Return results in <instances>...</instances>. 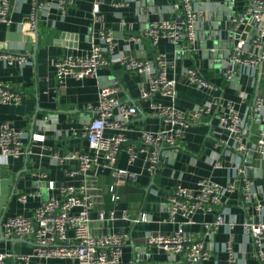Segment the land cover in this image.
<instances>
[{"label":"crops","instance_id":"0c3cea01","mask_svg":"<svg viewBox=\"0 0 264 264\" xmlns=\"http://www.w3.org/2000/svg\"><path fill=\"white\" fill-rule=\"evenodd\" d=\"M40 1L46 8L41 11L36 28H32L26 20L33 11L32 0H12L10 24L0 23V50L29 58L23 68L8 66L0 61V80L10 83L14 90L24 96L19 104L0 102V128L7 123L16 130L28 132L25 155L20 158L0 157V226L18 215L33 217L36 209L48 198L60 195L62 185L85 187L94 201L90 226L92 234L121 233L126 236L122 264H191L181 256L164 253L146 242L151 232L170 235L175 230V226L166 221L169 193L177 185L194 188L202 179H211L223 185L235 182L239 187L241 182L235 176V167L252 163L250 176L260 192L259 200L264 201V162L256 158L249 160L248 156L238 154L222 142L227 140L228 135L214 109L212 115L187 130L186 139L180 147L165 146L162 149L161 163L153 176L145 170L144 153H140L138 159L129 164L128 154L123 150L117 167L134 172L139 178L136 183L120 186L117 189L120 199L113 201L110 186L114 179L109 172L99 176L69 177L66 169H75L78 162L68 160L61 165L55 156L89 152L82 129L95 115L90 106H97L102 88L117 85L121 99L137 106L139 115L128 132V138L134 145H141L138 131H156L161 128L162 121L152 114V107L158 103L167 104L168 100L160 94L141 100V89L148 85L147 75L129 72L119 61H111L100 70L97 78H68L63 85L56 79L55 63L67 55L83 56L90 51L92 34L97 28L93 23V7L99 3L106 26L116 39L112 59L127 56L153 60L158 52L168 53L176 61L175 73L180 81L178 107L191 110L215 96H222L235 103L246 120V140L253 141L264 126V114L255 120L251 114L256 95H264V62L254 81L248 75L238 81H230L224 76L222 66L226 57L228 60L231 58L230 54H233L240 40L245 42L246 51H254L252 41L248 39L258 32L257 25L250 22L242 26L231 39L226 35L225 27L217 31L210 30L198 19L195 53L185 47L177 51V47L169 40H162L158 45L148 38L140 42L131 40L132 36L143 32L150 22L180 19L182 9L177 0H128L129 4L121 7H116L114 0H76L64 14L58 9L57 0ZM250 2L197 0L196 9L199 17L205 21L211 14L222 20L232 10L236 17L242 15ZM122 22L126 23V28H122ZM194 69L214 83L218 90L214 93L202 92L189 86L188 73ZM106 133L113 134L112 131ZM217 158L222 166L220 168L214 166ZM33 171L45 172L48 177L39 179L32 175ZM49 181L55 183V190H47ZM31 192H40V195L30 197L26 203L20 201V195ZM99 210L107 213L115 210L119 215L125 211L131 218L143 213L149 216L150 221L137 224L121 219L99 221L96 219ZM222 210L228 221H237L233 229L224 226L212 237L206 235L204 224L215 216L203 213L195 214L193 223L185 226V231L204 242L210 253V258L202 264H228L225 245L230 236L234 239L239 264H264L257 258L253 241L241 226L245 218H259L253 204L244 201L238 188L227 195ZM19 237L6 238L0 229V253H32L34 243L30 238L11 241ZM8 261L12 263L13 258ZM48 264L78 263L53 259Z\"/></svg>","mask_w":264,"mask_h":264},{"label":"built area","instance_id":"2783aa9c","mask_svg":"<svg viewBox=\"0 0 264 264\" xmlns=\"http://www.w3.org/2000/svg\"><path fill=\"white\" fill-rule=\"evenodd\" d=\"M12 0H0V23L10 24L9 18ZM180 2L182 16L178 20H159L150 22L147 28L132 36L131 40L140 42L143 38L150 39L154 45L162 40H169L180 51L188 48L196 51L197 27L199 12L196 9L197 0H177ZM32 14L26 18L32 28H36L41 11L46 6L40 0H32ZM76 0H57L58 9L64 14ZM128 0H114L116 7L128 5ZM93 23L96 31L92 34V47L83 55H67L55 63V74L59 84L66 79L97 78L102 68L111 61H119L124 68L133 73L146 74L148 85L141 89L140 99L152 98L160 94L168 100L167 104L158 103L152 107V114L162 121L159 130L138 131L141 145H134L128 138V132L133 121L138 117L137 106L121 99L117 85L102 88L99 92L97 106H90L95 112L91 121L84 125L82 134L86 138L89 152L73 155L55 156L57 162L64 165L68 160H76L75 169H66L69 177L80 175L99 176L109 172L114 179L110 186L113 201L120 196L117 189L128 183L138 182L139 175L127 169L117 167L118 158L123 150L133 164L140 153L146 156L145 170L149 175H155L161 163V151L166 147H180L185 139L187 130L201 122L206 116L212 115L214 109L220 124L228 135L222 142L240 155L248 156L249 160L256 158L264 162V126L253 141H247L248 129L246 120L235 105L222 96H215L203 102L196 108L184 110L177 105L180 81L175 73L176 61L166 52H158L153 60H140L136 57H119L112 59L115 52L116 39L105 23L99 3L93 7ZM252 22L257 25L252 47L254 51H246L245 42L239 41L230 58V67L226 70V78L234 81L236 74L242 77L248 75L252 81L260 74L264 62V0H251L249 7L231 21L234 33L242 26ZM122 28H126L122 22ZM129 28H132L129 26ZM185 44V46H183ZM0 61L8 66L23 68L29 58L22 54H14L0 50ZM189 86L198 91L211 92L218 90L214 83L206 79L198 70H190L187 77ZM24 96L14 90L8 82L0 80V102L19 104ZM253 119H260L264 114V95L257 94L251 110ZM112 131V135H107ZM28 132L16 130L7 123L0 128V157L20 158L25 155V138ZM253 161V160H252ZM214 166L222 167L218 158ZM252 165L235 167V176L241 184L229 182L225 185L211 179L200 180L196 187L186 188L177 185L168 195V217L166 221L175 226L170 235L151 232L147 235L148 245L157 247L168 254L181 256L191 264H202L210 258L204 242L194 238L185 231V226L193 223L197 213L214 214V218L205 222L206 235L212 237L222 227L233 229L237 221H228L222 210L228 194L238 188L244 201L253 204L259 218H245L241 223L245 234L251 237L257 258L264 262V201L259 200L260 192L255 181L250 176ZM32 175L39 179H47L45 172L33 171ZM56 189L54 182H48L47 190ZM40 192L20 195V201L26 203L30 197L39 196ZM264 200V198H263ZM94 201L85 187L62 185L59 196H51L35 211L33 217L18 215L9 218L0 226L6 238L14 236L28 237L34 243L30 254L0 253V264H48L50 260L60 259L78 264H122L124 247L127 239L124 234L112 233L94 236L90 226L93 221ZM97 220H125L132 224L149 222L146 214L131 218L127 212L120 215L112 210L109 213L99 210ZM228 253V264H239L234 250V239L230 236L225 245ZM13 258L9 263L8 259Z\"/></svg>","mask_w":264,"mask_h":264},{"label":"water","instance_id":"95a60500","mask_svg":"<svg viewBox=\"0 0 264 264\" xmlns=\"http://www.w3.org/2000/svg\"><path fill=\"white\" fill-rule=\"evenodd\" d=\"M234 17H235V13L232 10V12L230 14L225 15V17L222 20L217 19V15L216 16L215 15L213 16V14H211V15H209L208 20H206V21L202 17H199V22L205 23V26L206 27H209L208 29H210V30L212 29L214 31H217V30L221 29L222 27H225L226 33H227L226 35H228V37H230L232 39L234 37V35H235L234 30H233V27H232V24H231V21L234 19ZM210 30H208V31H210ZM36 34L38 35V30L36 31ZM255 35L256 34H252L249 37L248 41L249 42L253 41ZM215 38L216 39L218 38L217 35H215ZM230 56H231V54H230ZM229 67H230V59L228 60V57H226V61L224 62L223 66H222V69H223L222 71L224 72V76L225 77H226V70ZM241 78H242V76L240 74H236L234 80L235 81H238ZM51 120L52 119H50V122L52 123ZM248 165L251 166L252 163H248ZM249 172L251 173V169H250ZM2 235L4 236L3 231H2ZM20 239L25 240V237L22 236V237H19V238H14L11 241L14 242V241H18Z\"/></svg>","mask_w":264,"mask_h":264}]
</instances>
